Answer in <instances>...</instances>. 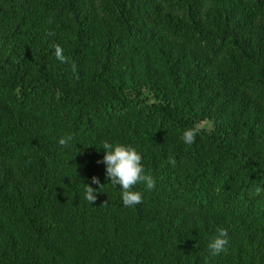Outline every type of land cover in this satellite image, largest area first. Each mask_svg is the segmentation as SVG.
I'll list each match as a JSON object with an SVG mask.
<instances>
[{
	"label": "trees",
	"instance_id": "16d2710c",
	"mask_svg": "<svg viewBox=\"0 0 264 264\" xmlns=\"http://www.w3.org/2000/svg\"><path fill=\"white\" fill-rule=\"evenodd\" d=\"M0 264H264V0H0Z\"/></svg>",
	"mask_w": 264,
	"mask_h": 264
},
{
	"label": "clouds",
	"instance_id": "9594fccd",
	"mask_svg": "<svg viewBox=\"0 0 264 264\" xmlns=\"http://www.w3.org/2000/svg\"><path fill=\"white\" fill-rule=\"evenodd\" d=\"M56 60L61 63L65 62V56L61 47L57 46L54 50ZM196 129H185L180 139L186 145H191L196 136ZM58 143L62 146H70L76 142L75 137L71 134H65L58 139ZM98 149H103V157L99 163L105 168V176L111 185L118 186L122 204L126 207H133L142 200L141 193L133 190L138 183H143L145 188L151 190L155 186L154 178L146 174L142 164L140 152L135 147L105 140ZM93 184L99 183L98 179L93 176L91 178ZM83 189V196L86 202L92 204L95 199V189L89 184ZM261 188L257 187L255 192L259 194ZM227 233L223 230L213 236L207 244L208 253L211 257L223 256L228 248Z\"/></svg>",
	"mask_w": 264,
	"mask_h": 264
}]
</instances>
